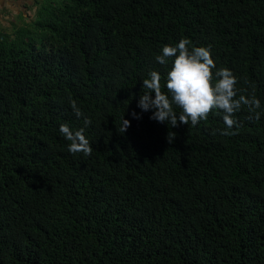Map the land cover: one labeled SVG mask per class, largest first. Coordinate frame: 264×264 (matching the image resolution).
Instances as JSON below:
<instances>
[{"label": "trees", "instance_id": "trees-1", "mask_svg": "<svg viewBox=\"0 0 264 264\" xmlns=\"http://www.w3.org/2000/svg\"><path fill=\"white\" fill-rule=\"evenodd\" d=\"M181 37L260 100L232 134L137 106ZM72 101L87 155L59 132ZM0 264H264V0H56L0 28Z\"/></svg>", "mask_w": 264, "mask_h": 264}, {"label": "clouds", "instance_id": "clouds-1", "mask_svg": "<svg viewBox=\"0 0 264 264\" xmlns=\"http://www.w3.org/2000/svg\"><path fill=\"white\" fill-rule=\"evenodd\" d=\"M155 61L161 65L171 61V67L164 77L163 87L167 92L162 91L161 73L150 70L142 79V89L145 91L140 95L137 106L142 111L152 110L151 118L158 122L176 126L178 122L188 124L190 121L195 126L207 119L210 111L218 109L225 125L222 133L232 134L233 126H238L233 116L235 112L242 106H247L250 112L261 107L260 100L254 95H238V91L242 92L236 87L238 78L232 69L217 67L211 45L197 46L188 38L181 37L175 43L164 44ZM174 106L180 111L177 112ZM71 107L76 117H83L84 126L73 129L68 123H62L59 132L69 141V152L90 154L92 146L85 135V128L91 124V119L84 115L75 101L71 102ZM260 115L261 112H254L255 118ZM129 126L130 121L123 117L118 131L124 133Z\"/></svg>", "mask_w": 264, "mask_h": 264}, {"label": "rangeland", "instance_id": "rangeland-1", "mask_svg": "<svg viewBox=\"0 0 264 264\" xmlns=\"http://www.w3.org/2000/svg\"><path fill=\"white\" fill-rule=\"evenodd\" d=\"M56 0H37V3H34L32 6V1L26 0L24 3L28 7L27 14H16L12 10L5 11L0 16V28H4L9 30V32L15 30L19 27H28L29 24L35 19L39 17V11L46 7H51V5L55 4ZM7 16V18H6Z\"/></svg>", "mask_w": 264, "mask_h": 264}, {"label": "crops", "instance_id": "crops-1", "mask_svg": "<svg viewBox=\"0 0 264 264\" xmlns=\"http://www.w3.org/2000/svg\"><path fill=\"white\" fill-rule=\"evenodd\" d=\"M32 1V6H34V3L36 0H30ZM26 0H0V16L5 11L12 10L16 14H27L28 7L24 4ZM26 16V15H25ZM7 18V16H6Z\"/></svg>", "mask_w": 264, "mask_h": 264}]
</instances>
